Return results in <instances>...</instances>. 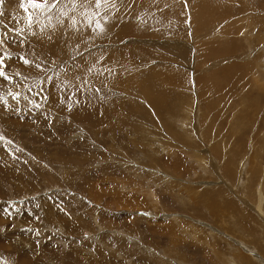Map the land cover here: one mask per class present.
Here are the masks:
<instances>
[{
	"label": "rangeland",
	"instance_id": "obj_1",
	"mask_svg": "<svg viewBox=\"0 0 264 264\" xmlns=\"http://www.w3.org/2000/svg\"><path fill=\"white\" fill-rule=\"evenodd\" d=\"M5 34L0 264H264V0H0Z\"/></svg>",
	"mask_w": 264,
	"mask_h": 264
},
{
	"label": "snow or ice",
	"instance_id": "obj_2",
	"mask_svg": "<svg viewBox=\"0 0 264 264\" xmlns=\"http://www.w3.org/2000/svg\"><path fill=\"white\" fill-rule=\"evenodd\" d=\"M56 2L58 3L59 0H56ZM87 3H91V0H86ZM101 2L102 0H95V7L96 8H100L101 6ZM49 0H27V5H30L32 9H36V10H43L46 8V6H48ZM54 6V5H53ZM21 7H23L25 9V11H28V7L25 6V3L22 2L21 3ZM29 21L31 22V16H29ZM73 24H75V21H73ZM97 27L100 28L101 31H103L102 26H100L99 24H97ZM15 31V30H13ZM6 39H11L10 37L7 36V34H5L3 37H0V45H3ZM21 43H23V40L20 41ZM10 58V57H9ZM25 64H30L31 62L24 59L23 61ZM5 67L4 62H3V58H0V77H4L5 79H10L6 73L3 71V68ZM39 67V66H37Z\"/></svg>",
	"mask_w": 264,
	"mask_h": 264
},
{
	"label": "bare ground",
	"instance_id": "obj_3",
	"mask_svg": "<svg viewBox=\"0 0 264 264\" xmlns=\"http://www.w3.org/2000/svg\"><path fill=\"white\" fill-rule=\"evenodd\" d=\"M205 14V13H204ZM210 19V18H209ZM104 24V23H103ZM32 28V27H31ZM105 64V63H104ZM108 65V64H107ZM71 116H73L72 114H71ZM75 117V116H74ZM27 121V120H26ZM69 231V230H68Z\"/></svg>",
	"mask_w": 264,
	"mask_h": 264
}]
</instances>
